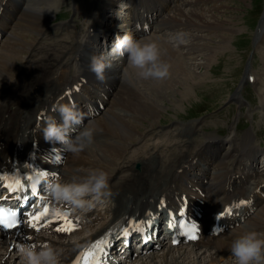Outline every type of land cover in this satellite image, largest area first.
Segmentation results:
<instances>
[{
  "label": "bare ground",
  "instance_id": "6f19581e",
  "mask_svg": "<svg viewBox=\"0 0 264 264\" xmlns=\"http://www.w3.org/2000/svg\"><path fill=\"white\" fill-rule=\"evenodd\" d=\"M59 1L23 0L25 7L22 3V9L13 13L15 19L19 20L18 24H12L13 34L11 30L8 32L6 28L0 27L3 36L9 37L12 34L8 41L5 38L0 51V167L24 165L22 153L15 154L14 147L20 144L28 149L37 135L40 140L44 138L40 130L44 122L38 115L44 108L51 114L52 107L64 92L66 84L87 72L90 79L96 81L93 86H84L86 91H90L89 99H93L100 90L107 91L109 96L116 87L120 70L121 80L111 96V103L108 101L105 108L87 124L94 128L92 142L79 153L69 151L62 169L64 181L83 179L93 169L107 171L111 195L102 197L108 200V205L102 210L97 207L78 209L81 215L90 220L82 230L59 237H53L47 232L28 231L32 238L27 240H34L37 244H52L59 252V264H68L82 246L107 229H113L115 224H126L128 215H143L148 208L157 209V204L163 197H168L175 203L178 192L184 191L190 196L192 205H196V197L207 202L205 213L200 218L203 237L188 245L172 246L161 241V248L155 249L152 245V252L136 260V264H236L230 252L231 242L249 230L264 234V201L261 202L263 205L259 208L260 211L258 209L259 212L256 211L248 222L250 217L234 228L226 224L224 232L219 234L211 233L213 219L209 215L223 207L235 195L261 196L255 189L264 182V169L257 167L258 155L264 157V148L257 146L254 132L249 130L241 137L229 135L230 137L223 138L208 132L201 133L200 124L189 120L186 123H176L171 128L173 130L169 129L166 134L170 137L162 141V144L150 143L146 145L149 149L144 147L140 152V143V147L131 153L130 145L141 140L140 137L145 134L140 129L145 125L144 121L151 126L155 124L156 117L164 107L163 99L171 104L182 103L187 98L190 89L192 90L191 87L188 88L189 83L203 75V72L193 69L205 64L203 58L196 60V55L206 56L204 58L210 63L222 47L230 48L233 45L231 35L241 30V27L236 28L237 25H234L239 21L235 20L233 13L246 0L238 1L236 5L230 3L211 6V9L196 8L194 1L197 0H126L116 14L105 12L116 0H98L93 15L86 12L82 14L89 26L94 27L93 32L89 27L85 34L79 35V30L74 29L77 28L75 23L64 22L60 26L63 31L59 36L50 33L44 37L45 30L53 24L51 19L57 12L45 9L41 14L38 9L57 8ZM206 1L208 2H200ZM1 5L0 3V8ZM184 6H188L187 9ZM155 9L166 13L157 19L155 29L151 30L153 33L141 38H152L159 42L161 59L170 66L169 75L164 78H144L128 62L122 68L126 56L113 53L112 47L105 53L104 47L114 37L112 31L121 35L125 31H131L137 37L140 31L131 25L135 24V16L143 19ZM2 11L5 19L1 23H10L12 19L6 16L8 7L4 6ZM158 27L162 29V35L156 33ZM263 27L264 17L258 36L264 40ZM194 30L205 31L206 35L211 36H207L208 40L202 42L205 35L195 33ZM169 31H172V35L173 32L181 31L186 35L189 33L195 42L177 44L170 38ZM204 48L206 52L201 53ZM24 50L28 52L25 58L22 56ZM185 53H188V57L184 56ZM99 54H104L111 61L103 80L98 79L90 67L92 56ZM17 59H22V64H18ZM74 64L77 68L72 72ZM57 80L59 84L56 83ZM241 94L242 91L238 90L234 96L240 98ZM60 103H66L65 99H60ZM52 114L59 116L58 112ZM38 121L40 126L37 125ZM213 148L214 153L211 150ZM138 161L142 166L139 170L135 166ZM262 163L264 165V159ZM198 187L205 189V197L199 196ZM63 202L58 201V204ZM20 243V236L8 240L7 236L0 234V264H26L18 252ZM195 244L200 246L196 247ZM223 256L226 257L225 261H222ZM110 261L117 262L114 257H110Z\"/></svg>",
  "mask_w": 264,
  "mask_h": 264
},
{
  "label": "rangeland",
  "instance_id": "374dc122",
  "mask_svg": "<svg viewBox=\"0 0 264 264\" xmlns=\"http://www.w3.org/2000/svg\"><path fill=\"white\" fill-rule=\"evenodd\" d=\"M200 1L201 0L194 1L195 6H197L196 8L206 7V9L209 8L211 9L214 6L221 4L223 5V4L231 3L233 5H236L238 1H242V0H208V2L206 1V3ZM58 4L59 7H57L56 8L57 11H55L57 12L58 15L52 17L51 19L54 28H56L59 31H62L60 25H62L64 22H72L77 25V28L74 27V29L79 30L80 32L79 35L85 34L86 33L85 31H88L87 29L90 26L89 23L86 22V18L83 17L84 15L83 12L93 15L94 6L98 4V0H72V1L60 0ZM113 6L106 8L105 12L112 13L111 10H113ZM187 7L188 6H184L185 9H187ZM263 10H264V0H246V3L241 5L239 4V7L236 9V11L233 14L235 15L234 17H236L235 20L239 21L238 24H234V25H237L236 28L241 27V30L236 31V34L231 35L232 36L231 42L233 43V45H231L230 48L222 47L217 52V54L213 56V60L210 63H208L206 58H204L206 56L196 55L199 52L197 53L195 52L196 54L194 53L197 57L196 60L204 59L205 62L204 65H202L201 67L199 66L200 68L197 66L193 68L196 69L198 72L200 71L201 73L203 72L202 77L197 78L198 80L196 79L194 82L192 81L191 84L189 83L188 88L191 87L192 90L189 88L190 93L187 95V98L182 101V103L176 102L170 104L166 102L165 99H163L164 107H162L161 111L159 112L160 115L156 117L157 121L152 126L147 121H144L145 125L143 124L144 126L140 127V129L144 130L145 134L140 137L141 141L138 140L136 142H133L131 144L132 146L130 145L131 147L130 153L134 152L137 146L140 147L139 146L140 143H141L140 152L144 149V147L145 149H149V146L147 147L146 145H150V143H154V145L162 144L163 143L162 141L170 137L169 135L166 134L168 132V129L174 127L176 123L177 124L186 123L192 120L195 122L197 121V123L200 124L199 128H201L200 130L201 133L208 132L210 133V135H217V136L219 135L220 137L222 136L227 138L229 135L231 136L233 134L241 137L245 132L251 130L254 132L255 135L254 141L256 142V144H258L257 146H262L264 148V78H263L264 77L263 75L264 74L263 73L264 40L258 38L260 34L259 30L261 28V22L263 19L262 18ZM0 19L2 22L5 19V15L3 11L0 13ZM18 22L19 20L16 21L17 24ZM90 29L92 28L90 27ZM51 30L52 29L46 31L44 35H49L51 33ZM156 30H157L156 33L159 34L162 33V29L157 28ZM194 31L195 33L205 35V38L203 39L202 42L208 40L206 37L209 36L210 34L206 35L207 32L205 31L200 32L197 30ZM169 32H170L169 36L171 35L170 38L176 34V32H173L172 35L171 34L172 31ZM152 33L153 32H151V34ZM151 34L149 36H151ZM186 37H187L186 39L187 43L190 44V41L195 42V40L192 41L193 37L190 36L189 33L188 35H186ZM3 40H2V44H3ZM2 44L0 47V51L2 50ZM113 44H114V38L112 37L107 42V46L104 47V51H106L105 53H107L109 48L113 47ZM259 45L261 46V48ZM186 49L187 48H184L183 50L185 51ZM202 51L203 52L201 53L206 52V48H204V50ZM194 54L193 55L189 54V56L192 57L194 56ZM184 56L188 57V53H185ZM17 61H19L18 64H21L20 59H17ZM126 64H127V57H126L125 65L122 66V68H125ZM76 68L77 66L76 64H74V66L72 67V70H74L73 72H75ZM204 68L206 70H204ZM249 71L253 73L248 74ZM254 73L256 74L254 79V81L256 82L249 81L248 79L249 75H254ZM117 77L118 80L116 82L115 89L117 88L118 83L121 80L120 70ZM257 77H259L258 80H256ZM202 79L203 80L206 79V80L203 81ZM115 89L109 94L110 103H111V96L115 91ZM238 90L242 91L241 98L239 99L236 97L234 98V94ZM163 130H167V131L163 132ZM158 132L159 133L162 132V134H159ZM211 150H213L212 153H214V148ZM260 159H261L260 161L262 162L263 159L262 155L260 156ZM229 163L230 164L232 163V159L229 160ZM257 163H259V161ZM262 164L263 163H259L260 166H262ZM135 166L138 170L142 168V166L140 165V161L136 162ZM101 199L105 200V198H101ZM105 201L107 202L106 204L107 206L108 200ZM98 209L102 210V208H98ZM254 216L255 215L251 216L247 220V222L250 219H252ZM209 250L210 251L212 250L211 247L209 248ZM225 260L226 257L223 256L222 261ZM136 263L133 262V264Z\"/></svg>",
  "mask_w": 264,
  "mask_h": 264
},
{
  "label": "clouds",
  "instance_id": "9594fccd",
  "mask_svg": "<svg viewBox=\"0 0 264 264\" xmlns=\"http://www.w3.org/2000/svg\"><path fill=\"white\" fill-rule=\"evenodd\" d=\"M55 10V7L38 9L41 14L44 10ZM186 33L177 32L171 39L179 43L186 42ZM112 52L118 56L127 57V62L137 74L144 78H164L169 75V64L161 59V47L156 39L138 38L131 31L117 34ZM111 65L104 54L93 55L91 58V71L100 80L105 79V70ZM59 118L51 115L42 126L44 138L48 141L62 143L66 149L73 153L81 152L93 140L94 128L86 123V112L75 103H60L56 107ZM37 181L44 180L45 175H36ZM49 194L58 201L72 204L74 209H91L95 203L104 196L111 195L109 176L103 169H93L83 179L71 181H49ZM90 197H94L90 198ZM18 252L26 264H59V252L50 243L33 244L22 242L18 245ZM230 252L236 264H264V234L256 230L246 231L234 238L230 245Z\"/></svg>",
  "mask_w": 264,
  "mask_h": 264
},
{
  "label": "snow or ice",
  "instance_id": "6c2138e0",
  "mask_svg": "<svg viewBox=\"0 0 264 264\" xmlns=\"http://www.w3.org/2000/svg\"><path fill=\"white\" fill-rule=\"evenodd\" d=\"M59 158L60 157H57V159H59ZM43 174L45 176L48 175L47 171L43 172ZM15 187L16 188L24 187L26 189L28 188V186L26 184H24L22 180H17ZM36 187H37V185L35 183H33L29 190L35 191ZM242 203H244V201H242ZM50 216L53 219H67V217H57L56 215L50 213L48 206H45L43 208V211L36 212L35 215H33L32 213H28L29 220L32 221V226L35 228H39V226H40L39 221L41 219L44 220L45 222H50L49 221ZM21 223H22V221L20 219L19 210H4V209L0 208V225H3L6 229H14L18 225H20ZM148 223L151 224L152 221L149 220ZM135 224H136V221H135V219H133V226H135ZM75 226L76 225L73 224V227H75ZM60 230L61 231H70L71 228L62 227ZM141 230H143V229H141ZM189 231H195V230L191 229ZM122 234L124 236H128L131 233H130L128 228H125L123 230ZM102 244H103V240L95 241L93 248L82 255L81 259L84 260V264H100V260L95 255V253H97V252L103 253L106 250L105 248L101 247ZM76 264H79V261H77Z\"/></svg>",
  "mask_w": 264,
  "mask_h": 264
}]
</instances>
